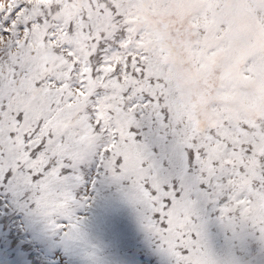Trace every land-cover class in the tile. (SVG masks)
Instances as JSON below:
<instances>
[{
	"label": "snow or ice",
	"instance_id": "1",
	"mask_svg": "<svg viewBox=\"0 0 264 264\" xmlns=\"http://www.w3.org/2000/svg\"><path fill=\"white\" fill-rule=\"evenodd\" d=\"M0 264H264V0H0Z\"/></svg>",
	"mask_w": 264,
	"mask_h": 264
},
{
	"label": "rangeland",
	"instance_id": "2",
	"mask_svg": "<svg viewBox=\"0 0 264 264\" xmlns=\"http://www.w3.org/2000/svg\"><path fill=\"white\" fill-rule=\"evenodd\" d=\"M0 224H4V220L3 219H0Z\"/></svg>",
	"mask_w": 264,
	"mask_h": 264
}]
</instances>
